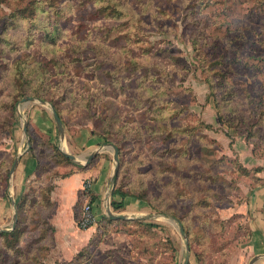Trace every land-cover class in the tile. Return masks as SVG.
Wrapping results in <instances>:
<instances>
[{"label":"rangeland","instance_id":"rangeland-1","mask_svg":"<svg viewBox=\"0 0 264 264\" xmlns=\"http://www.w3.org/2000/svg\"><path fill=\"white\" fill-rule=\"evenodd\" d=\"M53 104L65 138L89 130L121 145L120 188L158 227L105 224L65 257L43 200L20 241L0 238V264H183L175 218L189 264L238 263L250 232L234 207L264 170V0H0L1 160L17 157L19 141L4 150L33 109L56 126ZM32 132L51 187L72 171L55 147H70ZM113 190L103 208L117 215Z\"/></svg>","mask_w":264,"mask_h":264},{"label":"crops","instance_id":"crops-1","mask_svg":"<svg viewBox=\"0 0 264 264\" xmlns=\"http://www.w3.org/2000/svg\"><path fill=\"white\" fill-rule=\"evenodd\" d=\"M31 113L33 115L30 118H33V120L31 119L30 124H28L33 131L35 130L44 137L47 136V139L53 142L60 139L52 118L45 110L36 108ZM24 135L23 128L15 127L14 139L8 140V143L19 141L16 144L18 146L17 156H20V160L14 173L12 174L10 171L7 186L3 187L0 181V231L13 228L15 214L17 213L18 216L17 203L29 193L33 185L41 180L39 162L37 157L29 151L30 147L28 149L26 147L24 152L20 153L24 146ZM65 140L70 147L71 154L79 158V163L71 160L70 167L72 171L53 182L54 189L50 197L54 204V210L48 221L54 229L57 251L67 257L69 254L76 253L95 241L99 237V233L100 235L104 234V231L101 232V227L107 224L105 219L107 213L103 205L106 204L104 199L107 197L111 186L114 158L113 153L109 154L108 144L110 142L90 133L89 130L82 131L75 139L66 134ZM8 147H10V143L7 145V149L4 150L5 152L10 151ZM99 149L101 150L99 151ZM94 153H96L95 157L92 158L90 163H87L86 160ZM257 177L260 179L259 183L251 187L249 191L247 190L244 200L236 203L234 207V212L243 216L250 232L245 253L240 255L236 264H251L253 260H255L253 264H264V170ZM40 184L43 185V183ZM116 199L118 201L122 200L119 197ZM79 202L83 203V207L79 212L80 217L84 206L88 203L93 205L96 215V224L86 230L78 228L76 211ZM124 205V210L117 215H126L129 218L120 220V222L113 225H125L126 221H150V223H153L151 221L157 219L151 218L154 214H151L148 205L137 197L128 195L124 199ZM246 259L248 262H246Z\"/></svg>","mask_w":264,"mask_h":264},{"label":"trees","instance_id":"trees-1","mask_svg":"<svg viewBox=\"0 0 264 264\" xmlns=\"http://www.w3.org/2000/svg\"><path fill=\"white\" fill-rule=\"evenodd\" d=\"M23 71V75H24V68H21ZM32 74H30L29 76H31ZM23 79H25V77L23 76ZM26 81V79H25ZM26 85L29 84L28 81H26ZM23 94L22 97H24ZM34 97H37L38 99L42 100V101H46L44 99V97L40 96V95H33ZM54 105V104H53ZM55 106V109L59 114V110L58 108ZM61 118V116H60ZM62 119V118H61ZM30 124V123H29ZM27 124V132L30 138V148L29 151H31L38 159V167H39V174L40 177L41 175V161H40V153L39 151L36 150V145H35V141L33 139V130L31 129V126ZM104 138V137H103ZM105 140V138H104ZM45 141V140H42ZM48 143L50 144V140H46ZM107 141V140H105ZM52 145V144H51ZM118 147L119 150V167H118V173L116 175V179H115V184H114V190L112 192V208L113 210L117 211V212H121L124 210L125 205H124V199L129 195L125 192L122 191V189L120 188L119 185V171L121 170V166H122V162H123V156H122V147L121 145L117 142L115 144ZM54 149V148H53ZM55 151L59 154V156L62 157V161L63 162H67V164H72L71 160L64 154L62 153L57 147H55ZM14 163V159L11 162H7L5 163L3 160L0 159V181H1V185L3 187H6L9 181V174L11 171V168L13 166ZM43 183L42 180L39 181V183L33 185L32 189L29 191V193H27L25 196L22 197L21 201L17 203V212H18V221L16 226L14 227L13 230L9 231V232H0V238H5L7 240L8 243H11L13 241H20L21 238L25 235V231L24 228H26L25 226L28 225V223L30 222V220L27 218V214H29V211H31L32 209L35 208V206L38 204L39 206L43 205V200H47V203L49 202L50 204L52 203L51 201V193L54 189V184L51 185V187H47L44 183L43 185L40 184ZM49 188V189H46ZM119 197L122 200L118 201L116 198ZM94 200V198L92 199V201ZM43 208H47L42 206ZM160 214L166 215V216H171L167 213H162L159 212ZM172 217H176L174 215H172ZM105 219L107 220V224L108 225H113L116 224L118 222H120V220H113L111 218H109L108 216L105 217ZM46 222V220L41 221V226H43ZM133 223H139V224H144L146 226V228H157L158 224H154V223H146L145 222H139V221H126L125 225L127 224H133ZM24 226V227H23ZM50 233H53L54 236V229L53 228H49Z\"/></svg>","mask_w":264,"mask_h":264},{"label":"water","instance_id":"water-1","mask_svg":"<svg viewBox=\"0 0 264 264\" xmlns=\"http://www.w3.org/2000/svg\"><path fill=\"white\" fill-rule=\"evenodd\" d=\"M35 101H36V99L34 97H26V98H24V102H35ZM40 103L41 104H45V101H40ZM52 112H53V116H54V119H55V122H56V127H57L58 134L60 136V139L62 141H64L65 140V128H64L63 121H62V119L60 118V116L58 115L57 111L54 108L52 109ZM23 129H24L25 136L28 137L27 123L26 122L24 123ZM108 146H111L113 148V150H114V154H113V158H114V172H113V176L111 178V186L113 187L114 184H115V179H116V175L118 173V167H119V150H118V147L115 144H113V143L112 144H108ZM29 147H30V145H29V141H28V148ZM100 150L101 149H99V151ZM64 154L70 160L79 163V158L78 157H76V156H74V155H72L70 153H67V152H64ZM95 155H96V153H94L92 156H90V158L88 160H86V162L90 163V161L92 160L93 157H95ZM19 160H20V156H17L16 159L14 160L13 166L11 168V173L12 174L14 173V171H15L18 163H19ZM111 194H112V191L110 192V195ZM107 216L109 218L113 219V220H127L129 218L126 215H115V214H113V212L111 211L110 205H108ZM158 217L159 216H157V215H153L151 218H158ZM17 221H18V216H17V213H16L15 214V221H14L13 228L15 227ZM175 222H177V224L179 225L180 233H181L182 237L185 239V242H186V254H185V260H184L183 264H189L190 263V245H189L188 236H187L186 231L184 229L183 223L181 221H179L178 219H176V218H175ZM11 230L3 229L1 231L8 232V231H11ZM254 262H255V260H253L251 262V264H253Z\"/></svg>","mask_w":264,"mask_h":264},{"label":"built area","instance_id":"built-area-1","mask_svg":"<svg viewBox=\"0 0 264 264\" xmlns=\"http://www.w3.org/2000/svg\"><path fill=\"white\" fill-rule=\"evenodd\" d=\"M97 222L96 215L93 209V205L88 203L82 210L81 217L78 221V227L82 230H86L94 226Z\"/></svg>","mask_w":264,"mask_h":264}]
</instances>
